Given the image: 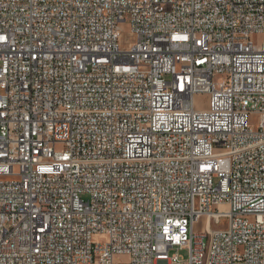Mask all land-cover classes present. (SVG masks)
Wrapping results in <instances>:
<instances>
[{"label": "built area", "instance_id": "built-area-1", "mask_svg": "<svg viewBox=\"0 0 264 264\" xmlns=\"http://www.w3.org/2000/svg\"><path fill=\"white\" fill-rule=\"evenodd\" d=\"M262 33L264 0H0V264H264Z\"/></svg>", "mask_w": 264, "mask_h": 264}, {"label": "rangeland", "instance_id": "rangeland-1", "mask_svg": "<svg viewBox=\"0 0 264 264\" xmlns=\"http://www.w3.org/2000/svg\"><path fill=\"white\" fill-rule=\"evenodd\" d=\"M123 29V39L122 42L123 44H126L129 39L131 38V32L130 28L127 23H124L122 26ZM252 40L255 42H263L264 41V33L262 34H254L252 35ZM209 98L210 96L207 94H199L195 97V103L197 108H208L209 107ZM250 122L253 126L258 125V117H251ZM203 223H200L197 225V229H202ZM176 252V251H173ZM178 254L181 256L182 259H187L188 258V250L187 249H181L178 251ZM118 260H126V257L124 256H118L116 257ZM186 264V263H184Z\"/></svg>", "mask_w": 264, "mask_h": 264}]
</instances>
